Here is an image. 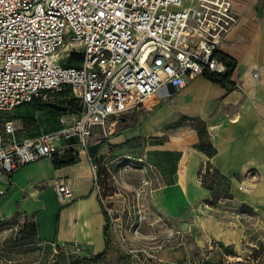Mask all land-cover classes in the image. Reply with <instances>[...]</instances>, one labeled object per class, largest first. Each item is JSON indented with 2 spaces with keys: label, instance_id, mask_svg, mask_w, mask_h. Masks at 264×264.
I'll list each match as a JSON object with an SVG mask.
<instances>
[{
  "label": "built area",
  "instance_id": "2783aa9c",
  "mask_svg": "<svg viewBox=\"0 0 264 264\" xmlns=\"http://www.w3.org/2000/svg\"><path fill=\"white\" fill-rule=\"evenodd\" d=\"M238 22L228 0H0V117L33 100L75 105L57 111L55 130L34 137H19L12 120L1 122L0 181L27 164L73 151L89 163L93 190L111 218L102 185L112 176L111 163L90 155L92 130L112 135L113 120L148 98L161 99L162 89L224 75L226 66L215 55ZM69 55L80 56L76 66L62 63ZM127 159L141 168L144 185L161 184L156 165ZM53 187L62 206L71 202V184L59 179ZM126 253L136 264L156 258L146 249Z\"/></svg>",
  "mask_w": 264,
  "mask_h": 264
},
{
  "label": "crops",
  "instance_id": "0c3cea01",
  "mask_svg": "<svg viewBox=\"0 0 264 264\" xmlns=\"http://www.w3.org/2000/svg\"><path fill=\"white\" fill-rule=\"evenodd\" d=\"M228 1L239 22L220 52L235 64L230 77L233 87L222 88L202 75L186 79L179 89H162L161 99L148 98L113 120L115 133L106 141L117 154H132L129 144L146 141L143 150L147 154L173 159L170 172L157 159L151 162L162 179L169 180L152 190L151 203L159 214L178 222L179 229L201 230L204 223L208 240L203 238V245L212 239L235 245L241 239L239 228L223 231L202 216L208 213L210 196L197 179L204 164L230 180L235 204L264 220V0ZM256 72L257 80L253 79ZM182 117L196 119L205 128L213 154L199 148L196 128L174 126ZM59 179L73 187L71 202L63 206L53 187ZM0 190V222L21 217L31 221L45 240L94 254L105 249V217L84 156L59 168L53 167L51 157L27 164L0 181ZM47 190L54 196L52 204L43 199Z\"/></svg>",
  "mask_w": 264,
  "mask_h": 264
},
{
  "label": "rangeland",
  "instance_id": "374dc122",
  "mask_svg": "<svg viewBox=\"0 0 264 264\" xmlns=\"http://www.w3.org/2000/svg\"><path fill=\"white\" fill-rule=\"evenodd\" d=\"M220 48L224 50L223 46ZM62 63L76 66L77 61L74 55H69ZM12 121L22 138L50 132L57 127L52 114L31 108L17 110ZM183 125L200 127L196 119L186 117L174 123L176 128ZM108 137L103 128L96 127L89 141L90 153H95L101 162L111 163L112 176H107L102 184L105 204L111 212V218L105 220V249L96 254L82 249L72 253L73 246L45 240L31 221L15 217L0 222V264H136L127 256L128 248L149 250L159 259L154 258L147 264H264V220H259L250 209L234 203L228 178L219 172L205 174L201 186L209 189L210 196L205 208L208 213L202 216L217 223L223 231L239 228L240 243L225 245L212 239L203 245L202 239L208 240L204 223L201 230H182L174 219L159 214L151 203L152 190L158 186L154 182L144 185L141 168L134 166L136 161L127 157L132 155L148 162L157 159L168 167L169 172L173 159L150 156L143 150L146 141L129 144V149L134 150L132 154H117L112 146H106ZM203 144L207 145L206 139ZM168 183L167 179L161 180L162 185ZM43 199L54 203L49 190ZM238 214H241L240 218L235 216Z\"/></svg>",
  "mask_w": 264,
  "mask_h": 264
},
{
  "label": "trees",
  "instance_id": "16d2710c",
  "mask_svg": "<svg viewBox=\"0 0 264 264\" xmlns=\"http://www.w3.org/2000/svg\"><path fill=\"white\" fill-rule=\"evenodd\" d=\"M216 58L218 59V61H220L222 64H224L226 66V73L222 76H216V75H211V74H205L206 78L208 80H210L212 83H215L217 85H219L222 88L228 89V88H232L233 87V83L230 81V77L232 75V72L235 68V64L234 62L227 57L226 55L222 54L221 52H218L216 55ZM74 58L76 59L77 63L80 61V56H74ZM77 65V64H76ZM71 67V66H68ZM21 108H31L34 111H45V112H49L50 114H52V116L54 117L55 121H56V125H57V120H56V116L58 115L57 110H54L52 108H50L48 106V104L46 103H42L38 100H33L27 104H24L20 107H18L10 116H8L7 118L4 117H0V121H3L4 119H9L12 120L15 117V112ZM68 109V111H73L75 109V105L73 102L69 103L66 107ZM57 128V127H56ZM55 128V129H56ZM54 129V130H55ZM53 131V130H52ZM198 131V135H199V139H200V143H199V148L201 150L206 151L209 155L214 153L213 148L207 143V145L205 146V144H203V140L206 139V132H205V128L200 125L199 128H197ZM41 133V132H40ZM43 133V132H42ZM39 134V133H37ZM36 133H34L33 135L30 136H26V137H34L35 135H37ZM75 154V155H74ZM91 155V154H90ZM92 156V155H91ZM93 158V156H92ZM96 161H100L99 159L94 158ZM78 162V156L76 155L75 152L73 151H69L67 153H65V155L62 158H58V156H54L53 157V167L54 168H59L61 166H69V165H73L75 163ZM211 169L212 172L214 174H217L218 172L216 170H214L210 165H206L205 170L206 173H208V170ZM205 178V175H204ZM203 178V180H204ZM203 183V181L201 182ZM204 187V186H203ZM209 190V189H208ZM105 220L108 219L107 214L103 211Z\"/></svg>",
  "mask_w": 264,
  "mask_h": 264
},
{
  "label": "water",
  "instance_id": "95a60500",
  "mask_svg": "<svg viewBox=\"0 0 264 264\" xmlns=\"http://www.w3.org/2000/svg\"><path fill=\"white\" fill-rule=\"evenodd\" d=\"M48 106L54 110L57 111H66V106H61V105H57V104H48Z\"/></svg>",
  "mask_w": 264,
  "mask_h": 264
}]
</instances>
